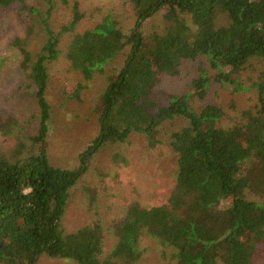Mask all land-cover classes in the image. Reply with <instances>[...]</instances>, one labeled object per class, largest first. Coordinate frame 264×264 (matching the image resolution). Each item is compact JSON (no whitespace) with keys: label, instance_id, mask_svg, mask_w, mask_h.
Returning a JSON list of instances; mask_svg holds the SVG:
<instances>
[{"label":"trees","instance_id":"16d2710c","mask_svg":"<svg viewBox=\"0 0 264 264\" xmlns=\"http://www.w3.org/2000/svg\"><path fill=\"white\" fill-rule=\"evenodd\" d=\"M15 2L38 17L30 21L43 24L44 40L33 56L30 25L26 36L8 47L15 58L12 65L34 88L38 123L27 132L16 119L0 117V136L13 143L0 151V264H36L41 256L73 264H137L142 237L158 243L165 264H255L264 252V71L247 88L236 76L252 59L264 63V0H126L134 13L128 34L111 15L76 33L84 18L78 1H72L69 21L57 32L47 22L53 8L49 0L45 16L24 0H0V8ZM160 10L164 25L145 32ZM64 35L69 40L64 58L84 82L103 74L128 48L122 68L99 98V133L73 171L52 166L46 150L48 65L62 54ZM199 59V74L189 91L169 94L167 104L160 105L154 97L159 77L176 76L183 62ZM9 61L0 55V71L12 66ZM205 66L216 73L209 75ZM212 80L233 85L235 91L254 89L255 110L243 111L242 121L223 127L220 106L195 109ZM86 86L80 83L75 96ZM178 117L188 124L169 138L177 162L167 203L128 207L113 227L117 242L103 258L98 224L64 233L68 192L91 157L107 144L126 142L131 133L145 136L153 146L159 127Z\"/></svg>","mask_w":264,"mask_h":264},{"label":"rangeland","instance_id":"374dc122","mask_svg":"<svg viewBox=\"0 0 264 264\" xmlns=\"http://www.w3.org/2000/svg\"><path fill=\"white\" fill-rule=\"evenodd\" d=\"M42 14L46 13L47 0H24ZM53 4L47 22L55 32L70 18L72 1H78L83 20L76 33L92 29L106 15L119 21L122 32L128 34L134 24V13L126 0H49ZM70 5V6H69ZM160 10L145 25V32L159 31L164 25ZM30 15L15 2L5 10L0 8V55L10 59L14 56L9 44L15 38L26 36L27 29L33 26L29 36L28 48L35 56L44 40V26L41 22L32 23ZM68 35L60 39L62 54L55 63L48 65L49 80L46 100L50 106L49 132L46 140L47 155L50 164L57 168L76 170L80 167V154L99 133V98L106 87L115 80L122 68L127 49L117 54L105 67L103 74H96L89 82H84L78 72L71 70L64 58L68 44ZM203 60V59H201ZM200 59L183 62L176 76L163 75L154 97L160 105L167 104L169 94L182 95L189 91L191 81L199 74ZM209 75L216 72L205 66ZM264 71V63L252 59L236 76L242 88L257 82ZM87 86L75 96L77 86ZM230 84L210 82L204 100L197 101L194 108L215 104L224 110L220 125L228 127L239 123L245 110L254 111L257 94L254 89L235 91ZM34 88L15 65L0 71V117L13 118L27 132L36 128L37 104L33 95ZM188 124L178 117L164 122L158 129L154 145H150L145 136L131 133L124 143H110L95 153L88 163L87 171L68 192L67 205L61 219L64 233L98 224L102 238V255L107 256L117 242L113 232L115 224L120 222L128 207L137 204L150 208L167 203L174 185L177 155L170 146V136ZM12 141L0 136V151L12 146ZM251 200H259L247 195ZM143 255L137 264H165L162 248L155 240L147 237L140 239ZM36 264H73L71 260L41 256ZM255 264H264V252Z\"/></svg>","mask_w":264,"mask_h":264}]
</instances>
